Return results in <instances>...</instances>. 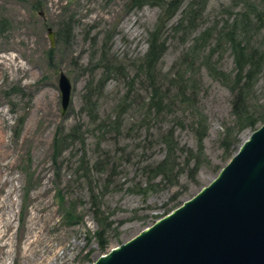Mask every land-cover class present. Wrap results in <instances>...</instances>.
<instances>
[{
	"label": "rangeland",
	"instance_id": "1",
	"mask_svg": "<svg viewBox=\"0 0 264 264\" xmlns=\"http://www.w3.org/2000/svg\"><path fill=\"white\" fill-rule=\"evenodd\" d=\"M186 6L187 3L170 25L180 21ZM225 8L232 11L233 0H211L200 32L213 24L231 21L233 16L229 17ZM241 8L236 6L235 11ZM160 13V8L152 4L132 7L131 0H78L74 4L67 0H0V20L7 21L6 25L0 23V264H92L193 198L229 162L221 142L225 128L234 125L232 94L203 69L198 98L208 132L203 142L204 159L195 180L183 176L179 186L142 198L132 191L134 185L144 182L139 158L125 161L137 141L123 136L119 138L120 145L128 144L129 149L119 162L121 175L110 183L102 199L103 214L96 215L92 207L88 182L80 178L82 167L86 160L92 164L97 161L104 150L118 152L119 146L115 135L103 138L105 133L95 129L81 112L85 86L97 67L103 41L109 36L111 54L121 64L128 68L139 61L149 48V32ZM71 21L72 37L68 39L65 30L58 35L59 29ZM49 28L56 33L54 49L48 39ZM263 40L264 32L256 41ZM186 46L169 38V49L161 64L163 73L170 72ZM222 55L223 68L232 72L230 52ZM61 73L74 87L72 105L64 117ZM100 74L99 69L94 71V75ZM127 92L119 77L108 80L100 116L107 119L115 114ZM255 96L264 105L263 83L256 87ZM169 119L170 125L174 121L184 123V128L177 127V137L181 145L196 151L198 139L192 130L196 118L184 112L178 120ZM77 123L84 127L85 145L76 144L55 161L56 133L60 127L67 132ZM251 133L248 129L237 133L232 155ZM146 153L151 158L148 163H155L164 158L165 148L155 144L148 146ZM107 176H96L99 189H103ZM97 218H107L112 223L113 231L106 235L108 246L104 251L96 238L100 228Z\"/></svg>",
	"mask_w": 264,
	"mask_h": 264
},
{
	"label": "trees",
	"instance_id": "2",
	"mask_svg": "<svg viewBox=\"0 0 264 264\" xmlns=\"http://www.w3.org/2000/svg\"><path fill=\"white\" fill-rule=\"evenodd\" d=\"M210 1L131 0L132 7L152 4L160 8L161 13L149 32L146 54L139 61L130 63L128 68L111 54L112 36L103 41L96 67L101 74L94 75L96 68L91 72L82 96L81 112L88 116L95 129L105 133L103 138L115 135L119 151L112 153L104 150L97 161L92 164L86 160L82 167L83 175L80 178L88 182L89 197L96 215L103 214L102 199L110 183L121 175L119 162L124 160V154L129 149L128 144L120 145L119 138L123 136L137 141L132 155L128 153L125 161L130 163L134 158H139L137 163L144 182H138L132 191L142 198L167 187L179 186L183 176L195 180L204 159L203 142L208 132L198 98L202 89L203 69L232 94L234 125L225 128L221 142L225 149V159L232 158L239 131L248 129L254 132L264 123V105L255 96L256 87L264 84V40L256 41L264 32V0H233L235 8L240 5L242 8L238 11L235 8L232 11L224 9L229 12V17L233 16L231 21L226 20L221 25L213 24L200 32L201 27L205 26V14ZM185 3L187 6L181 13L180 21L170 25ZM0 23L6 25L7 21L0 20ZM67 23L59 29L58 35L65 30L70 39L74 25L73 22L72 25ZM169 38L178 39L182 45L187 46L170 72L165 74L161 64L169 49ZM224 51H229L232 56V72L223 68ZM115 77L123 81L128 92L117 105L116 113L104 119L100 116V102L105 96L106 83ZM184 112L196 118L192 129L198 139L196 151L181 145L177 137V127L184 128V123L174 121L170 125V117L177 119ZM164 122L168 124L167 127H164ZM83 128L81 123L67 132L65 128H59L53 143L55 161L76 144L85 145ZM229 137L232 138L230 142ZM155 144L165 148V156L158 162L148 163L151 159L146 153L148 146L153 147ZM104 173L108 176L101 190L95 180L96 176ZM97 222L100 228L96 238L104 251L108 246L106 235L113 231L112 223L107 218L103 221L98 219Z\"/></svg>",
	"mask_w": 264,
	"mask_h": 264
},
{
	"label": "water",
	"instance_id": "3",
	"mask_svg": "<svg viewBox=\"0 0 264 264\" xmlns=\"http://www.w3.org/2000/svg\"><path fill=\"white\" fill-rule=\"evenodd\" d=\"M48 39L54 49L51 28ZM59 90L64 117L74 91L64 73ZM92 264H264V123L209 185Z\"/></svg>",
	"mask_w": 264,
	"mask_h": 264
}]
</instances>
